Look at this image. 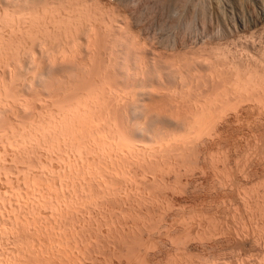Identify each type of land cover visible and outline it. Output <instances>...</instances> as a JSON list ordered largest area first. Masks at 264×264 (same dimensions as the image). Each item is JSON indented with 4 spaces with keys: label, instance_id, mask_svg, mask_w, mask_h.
I'll return each mask as SVG.
<instances>
[{
    "label": "rangeland",
    "instance_id": "1",
    "mask_svg": "<svg viewBox=\"0 0 264 264\" xmlns=\"http://www.w3.org/2000/svg\"><path fill=\"white\" fill-rule=\"evenodd\" d=\"M26 1L27 0H0V7L2 5L5 7L6 5V7L10 8L9 10V8L6 9V7H1L3 10L0 9V12L2 13H0V27L5 26V21L2 19H5L8 12H11L9 17L12 15L16 17H11L13 18V21H18L16 23L21 25L26 23V28H30L27 27L29 22L28 20L30 19L28 17L29 10L27 9L29 7H33L35 4L37 5H34L35 11L37 12L34 10L33 11L37 14L32 13V9H34V7L32 9L29 8V12H31L30 14L32 17L33 15H36L34 20L42 17L41 23L45 22L47 30L50 28V26L46 25V23L48 24L51 21L50 24H52L54 22H52V20L58 21L60 18L66 19V16L68 18V10L75 6L74 8H77V11L79 10L78 12L76 11V13H85V17H83L81 14L82 19L86 20V22L89 20L87 23H84L85 25H92L93 19H95L94 24L97 23L98 26H96L99 27L96 28V36H98V39L105 37L103 36V33H106L105 31H107V25H112V23L117 26L116 29H114V31L116 30L114 33H117L116 35L120 34V36H118L121 37L122 30H117L118 25V29H124L123 25L126 24V19H128L129 21L127 23L130 24L132 27L131 29L133 31L136 30L134 32L139 34L138 41H141L143 45L145 44L146 54L149 55V58L155 54L156 57H153L158 58V54L160 53L159 55H164L167 58L170 57L174 61L176 59V62L179 60L177 58H180L181 62L178 61L179 64L186 62V65H189L188 63L190 61V70L199 68L197 72H203L198 74H202L204 77L205 74H208L207 69L212 67L211 69L215 70L219 66V68L216 69V72L214 70L213 71L218 74H216L217 76H219L220 70H222L221 73L223 74L220 73V76H222V78H220L222 80L223 78L225 79L222 81V85L224 81L225 83L227 82L228 76L230 78L233 70L238 75V84L246 83L245 81L248 82L246 84L240 85V88L238 89L240 93L236 89L240 96L243 95L240 97L238 94V101H229L231 104H228V101L226 100L225 103L227 105L225 103V105L223 104L224 101L220 105L218 103L219 99L215 97L214 99L212 98L211 100H206L207 102L205 101L206 103L204 102L203 104H206L205 107L199 104L205 109L211 107V101L213 103L217 98V105L222 107L224 105L223 108L221 107L222 109L220 108L221 111L220 109L218 111V109H213V106L216 105V101L213 104L211 103V108L214 110H212V112L214 113H205V118L203 117L205 120L202 118L204 120V124H207L205 126L206 133L205 130L202 131L204 133V137L207 136L208 138L202 137L203 133L201 131L202 134H200V136L202 138L199 136L200 140L198 139L197 141V139H195V135L192 137H190L192 134L190 135L189 133L183 135L184 132L182 131L183 133L179 134H182L183 137L176 134L178 139L183 138L182 142L178 141L177 138L168 136L169 139L166 138L165 140L168 142L169 140H173L174 142L171 141V144L168 143L167 146L166 141L164 142L165 144H160L159 141V146H149L150 148L154 147V149L152 148L153 152L150 148L142 149L143 146L141 148L139 147V150L136 149L138 150L136 153L135 150H130L131 153L133 151L135 154H137V152L140 154H137L139 159L137 158L136 160L134 157L133 160L131 154L127 153L128 155L125 156L128 158L130 155L131 158H129L130 161L132 160L131 163L128 162L129 158L127 159L124 157L122 153L120 156H117V154L116 156L114 155L113 159L112 157L110 158L114 160V163L112 161L110 162V159L107 161H103L104 159H102L101 161L103 163L109 162L111 164L109 165V163H105L102 165L99 163L98 165L100 168L98 166L96 167V163H98L99 160H96L97 162L95 161L96 165L91 163L94 161L91 160L92 155H88L90 161L88 160V157L87 160H79L80 163L77 162L78 160L73 161L68 159V161L66 158L68 155L65 156L66 153L59 151L56 148H49L46 143L45 147V144H42V146L41 144H35L36 146L40 145L42 149H40V147H34L33 144V147H29L30 145L21 146V144L18 143L20 145L19 148V146L16 145V141L11 142L13 139L11 135L9 133H7L9 134L7 135L4 133V130L2 132V129H0L2 132H0V139H3L0 141V264H264V84H262L264 83V0L261 4L257 5L253 0H71L72 2L70 0ZM62 2L63 5L61 6L60 4ZM46 4H48L47 7L45 6ZM64 4L67 8L64 6ZM38 5L40 6L38 7ZM69 5H71V7H68ZM19 7H24V9L28 7L25 9L27 10L28 18L24 15L26 14V12H23L24 9H16ZM40 7L41 9H39ZM60 7H63L65 11L68 12H66L65 17H61L62 15L64 16L65 13L62 11L63 8L61 10ZM84 8L86 9L85 11L83 10ZM112 8L118 11L117 13H120L122 16H117L114 14V12H111ZM13 9L16 11L15 13L21 11L24 14H19V12L18 14L20 18H18V14H12L14 13L12 12ZM43 9H45V18L47 16L46 20H49L48 22H46V20L43 21L44 16L42 15L45 13ZM59 9L61 10L60 12ZM102 11H106L107 14L104 16V12ZM108 12L111 13L109 14ZM54 13L55 16L58 15L60 18L57 19L58 17H55ZM21 15H24L26 18H22ZM48 16H51L50 18L53 17V19H49ZM87 16L89 18L86 19ZM115 16L116 18H114ZM9 17L5 20L11 19ZM123 17L125 19L122 21ZM112 18L114 19L112 20ZM18 19H22V22L23 19H26L27 22L25 20L23 22L24 24H22ZM2 21L4 25L1 23ZM9 22H12V19ZM101 28L102 30H99ZM50 29H52V27ZM54 29L55 28H53L52 32H54ZM7 30L8 29L6 28L5 31L4 27L2 30L0 29V33L2 35L7 34L8 36L9 30ZM23 30L22 32H24ZM27 31L29 33L30 30H25V32ZM5 32L7 33L5 34ZM52 32L50 30L46 32L45 35L51 37H48V39L50 38L49 41H53L52 38H54L56 46H51L50 48V46L44 43L45 45L40 48L35 47V49L37 48L35 53L37 54L35 55L36 58L41 57L42 60L44 59V62L46 60L45 57L48 58V56H51L52 53L47 52V56L45 55L44 57L43 54H45V52L42 54V50L47 51L48 47L50 50L52 47H59V43L61 48L65 45V41L59 36L61 33H59L57 30L55 33ZM80 33L79 37L82 36ZM52 34L54 35L52 36ZM56 34L58 35V39ZM20 35L21 32H18L17 41L18 39H20V41L23 40V44L22 42L20 43L23 45L22 48H24L23 50L22 48L19 49L21 51H19L20 58H23L22 55L25 57L28 56L29 50L31 49L32 40L29 38V36L27 38L26 35L28 34L24 35L23 33V39L22 35L19 38ZM43 35L44 34L41 36L39 35L40 38ZM46 36H43V42L44 40L45 42L47 41V39H45L47 38ZM24 38L30 39V41H27V39L25 40ZM85 38L84 36L82 39L80 38L81 43H79V46H77L78 49H74L76 51L78 50V57L83 60L85 57L86 60L88 59V48L84 46V43L86 42L84 40ZM105 40H102L104 41V44L105 42L109 43L112 40V37H106ZM24 41H27L28 44L26 43V45ZM100 43L101 42L99 41V44H97L95 48L93 47L92 54H94V56L92 55V61H94V59L95 61L92 62L93 64L91 63L90 66H93L92 70L94 71L92 72V77L94 76V73L98 76H94L95 79L93 77L92 80L108 83L111 81L113 82V80L117 83L119 80L120 83H122V80L126 81L127 78L124 79L125 77L123 76V72L121 73L119 70L120 66H117L114 69L116 65H120L121 63L119 60L122 59L121 57L123 55L121 56V51H119L120 49H118V47L114 48L116 49V52L120 53H117L116 55L120 56L121 59L117 57L118 62H114L113 66V62L110 65L111 56L108 50L110 43L109 45L106 44L104 46L105 48L102 47L104 44ZM65 46L68 50L69 47L67 45ZM60 47L59 50H62L63 48L60 49ZM53 50H51V52L54 53L55 51ZM74 50H72V53ZM187 50L188 52H186ZM8 51V58L6 57V54H3L4 56L1 55V57L3 56L2 60L4 62L0 59V65L1 63H5V68L6 61L9 64L10 57L13 56L14 58V55H10L11 51L7 50V52ZM156 51H158V53ZM77 52L74 55L75 57H77ZM184 52L187 53V55L184 54ZM182 53L185 57L182 55ZM174 56L176 58H174ZM189 56L192 57V59H190ZM198 56L201 57L199 58ZM4 58H7L6 61ZM181 58H184L182 59L184 61L186 58L187 60L182 62ZM195 59L198 60L195 61ZM202 59H204V61ZM216 59H218V61ZM86 60L85 63L87 62ZM44 62L42 65H45ZM200 62H202L203 65H201L202 63ZM228 62H231V67ZM143 63H145V61H143ZM89 64L90 63H88V65ZM208 64H212V66ZM3 65L4 64L0 66L2 68L0 69V76H4L2 78L0 77V79L3 80L4 77H9L7 80L4 78L5 82H1V84L4 83V85L0 87V90L2 89V92L5 90L6 94L9 93L6 91V89L11 90L14 88L13 91L16 93V95L19 94L20 88L17 86L19 90L17 89L15 91L17 87H15L14 84H20L21 82L25 83L26 81L28 82L31 80L33 75H30V73L32 74L33 71L28 72L29 75H25L27 74V72H25V68L27 69V67L23 65V63L22 65L20 64L21 69L22 67L24 69V73L22 72L23 69H20L23 73L22 74L19 72L22 74L20 75L22 77L24 75L25 77L31 76V79L28 77L25 79L24 77L23 79L20 78L17 82L16 80H18V78L16 76L11 78L12 75H14V73H12V75L10 74L11 71L9 72V70H7L8 75L5 74V72L3 73ZM66 65L68 66L69 64L67 63ZM107 66L111 68L110 71L109 67L107 68ZM200 66H204L206 69ZM249 66L251 67L249 68ZM97 70L98 72L96 74ZM17 71L18 69L16 72ZM168 71H166V73ZM213 71L209 74H213ZM193 72H196V69ZM197 72L195 74H197ZM113 74L115 75L113 76ZM15 78L17 79L14 80ZM11 79L16 81V83L13 84L14 81ZM9 81L12 82L9 83ZM253 81L256 85L251 84ZM127 82L128 81L124 83ZM248 83L249 88L247 86ZM7 84L8 88H6ZM210 84L211 82H209L207 87H205L206 85L201 86L204 91H208L213 87L210 86ZM219 84L221 85V83ZM219 84L216 85L218 86ZM245 85L247 88H244ZM222 87L224 88V85ZM191 88V91L194 89L193 92H195L197 83L193 82V86H191ZM220 88L218 91L220 92V95H222L225 91L223 88ZM242 90H246L247 92L245 91L243 93ZM13 93L11 90V95ZM20 94L22 95V93ZM20 94L19 96L22 97ZM1 95L5 96L4 92ZM1 95L0 98L3 100L4 98H2ZM11 95L8 97L10 98ZM179 95L180 97H176L180 98L181 102L182 99H184V103H182L185 105V101L187 102L188 96L184 95V97L187 98L185 100V98H181V96H183L182 94ZM19 96H16V98ZM24 98V96L22 99L18 98L17 101H19V99L23 101L22 103H30L33 101L32 96L29 97L32 101L29 99L24 101ZM13 99L16 101L15 98ZM8 100L11 101L10 99ZM195 100V98L191 97V100L188 102L191 103V101H193L192 103L194 104ZM141 102L142 100H140L139 103ZM13 103L16 104V102L12 101L11 103L14 107ZM20 103L21 102L19 101V103H17L14 108H17L16 110L19 112L24 109H20L23 105ZM189 103H187L186 106H188ZM192 103L190 105H193ZM0 104L2 103L0 102ZM18 105H21L19 109ZM216 107L218 108V106ZM211 108L208 109L211 111ZM16 110L14 111L16 115H18L19 113L16 112ZM14 111L11 112L13 113ZM15 113L12 114L13 116L8 113V115H10L9 118L12 119V121L15 120V117L16 120L18 119L17 116H14ZM212 116L213 118L211 120ZM209 121H212L213 123H210ZM15 124L18 126L17 121ZM184 136H188L189 140L192 138V141L187 140V137L184 140ZM7 138H9V141ZM173 138L175 140L177 139V143H175ZM178 144L181 145L179 146ZM26 146L28 148H26ZM149 150H151V153H149ZM125 151L128 152L127 150ZM28 153H30L32 156H30ZM134 153H132L133 156L135 155ZM141 153H143V156L145 155L144 158L147 155L148 156L145 159H142L143 156ZM152 153L154 154L152 155ZM55 154H57L58 157ZM168 155L170 157H168ZM172 155L175 156V158ZM149 156H151V159ZM115 157L117 159L122 157V160L124 157V160L122 161L118 159V161H120L116 162L117 159L115 160ZM140 158L142 159L141 161ZM144 160L148 161L147 163H149V166L145 164L146 161ZM81 161H83L84 164ZM142 161H144V163ZM161 161L165 162L162 163ZM157 166L160 167L158 168ZM112 167L114 169L110 170ZM106 168L110 169L108 170ZM98 169H100V173L102 175L99 174ZM114 170L116 172H113ZM155 170L156 172H154ZM109 172H111L110 175ZM111 174H113V176H111ZM98 175L100 176L97 177ZM88 251L91 252L88 253Z\"/></svg>",
    "mask_w": 264,
    "mask_h": 264
},
{
    "label": "bare ground",
    "instance_id": "2",
    "mask_svg": "<svg viewBox=\"0 0 264 264\" xmlns=\"http://www.w3.org/2000/svg\"><path fill=\"white\" fill-rule=\"evenodd\" d=\"M15 1V0H14ZM23 1V0H22ZM31 1V0H30ZM37 1V0H36ZM49 1V0H48ZM65 1V0H63ZM68 1V0H67ZM66 1V2H67ZM71 1V0H70ZM93 1V0H92ZM216 1V0H215ZM255 2V4H261L263 0H253ZM252 1V2H253ZM28 2V0L26 1ZM32 2V1H31ZM30 2V3H31ZM41 2V1H40ZM47 2V1H46ZM60 2V1H59ZM58 2V3H59ZM72 2V1H71ZM214 2V1H213ZM16 3V2H15ZM14 3V4H15ZM34 3V2H33ZM42 3V2H41ZM76 3V2H74ZM97 3V2H96ZM211 3V2H209ZM215 3V2H214ZM6 4V3H4ZM25 4V3H24ZM27 4V3H26ZM45 4V3H44ZM57 4V3H56ZM66 4V3H65ZM64 4V6H65ZM69 4V3H68ZM67 4V5H68ZM235 4V3H234ZM2 5V4H1ZM10 5V4H9ZM35 5V4H34ZM33 5V7H34ZM54 5V4H53ZM52 5V6H53ZM61 6L63 5V2L60 4ZM59 5V6H60ZM72 5V4H71ZM71 5H69L68 7H71ZM80 5V4H79ZM82 5V4H81ZM221 5V4H220ZM223 5V4H222ZM264 5V4H263ZM20 6V5H18ZM28 6V5H26ZM32 6V5H30ZM37 6V5H35ZM40 5H38L39 7ZM42 6V5H41ZM46 7L48 6V4L45 5ZM57 6V5H56ZM74 6V5H73ZM88 6V5H87ZM1 7L5 8L4 5H2ZM0 7V9H2ZM21 7V6H20ZM16 8V9H24L23 8ZM29 7V6H28ZM26 7V8H28ZM33 7H29V8H33ZM45 7V8H46ZM54 7V6H53ZM66 7V6H65ZM75 7V6H74ZM73 7V8H74ZM79 7V6H78ZM81 7V6H80ZM99 7V6H98ZM194 7V6H193ZM206 7V6H205ZM256 7V6H255ZM262 7V6H261ZM9 7H6V9H8ZM13 8V6H12ZM25 8V9H26ZM27 9L30 11V9ZM37 8V7H36ZM49 8V7H48ZM58 8V7H56ZM61 8V7H60ZM63 8V7H62ZM61 8V10H62ZM67 8V7H66ZM69 9L68 12H69V16L67 18L66 16V19L64 18H60L58 17V15H56L58 18L57 19H62V20H58V21H55V20H52V18H50L49 16V19L52 20V24H50V22L46 25L50 26V28L52 27L51 32L53 31V28H55L59 33H61V35L59 34V36L61 38H63V40L65 41V45H67L69 47V49L67 50V47L64 45V47H60V43H59V47L60 49L62 50H59V47H52L51 50L55 51L54 53L51 52L50 48L51 46H56L55 44V40L54 38L53 41H49V39L51 38L50 36H46V32L50 31L49 29L46 30V27L45 26V22H42L41 23V19L42 17L39 19L37 18L36 20H34V17L36 15H32L30 14L31 12L28 11L29 13V16L27 14V10L24 9V13L26 12V14L22 13L21 11L15 13L16 11L13 9L12 14H24L26 17L28 16L30 19L28 20V25L27 27H30L28 28L30 31L28 33L25 32V30H28L26 28V23L24 24L23 22L26 20L23 19V22L21 20H19L20 23L24 24V25H21V24H18L16 22L18 21H13V18L15 16H10L9 17V14H11V12H8L7 14V17L6 18H11L12 19V22H9L11 19H7L5 20L4 18L2 20H4L5 22V31H6V28L9 30V35L7 36V32H5L6 35H2L0 33V59L1 61L2 58H3V54H6V57H7V53L9 54V51L7 52V50H10V55H14V58L13 56L12 59L10 57V61H9V64L7 63L6 59L8 58H4V60L6 61V68H5V63H1L0 66H2V64H4L3 66V73L5 72V74L8 73L7 70H9V72L11 71V75L12 73H14V75H10L11 78H14L15 76L18 78V80H16L17 78H15L14 80H16L17 82L19 81L20 78H24L25 75H29L28 72L30 71H33L32 74L30 73V75H33L32 79L30 78L31 76H26L25 79L28 77L30 78L31 80H29L28 82L24 81L25 83H21L20 84H14L16 83V81L13 82L14 86L17 87L19 86V88L17 87L15 89V91L18 89L19 90V94L22 93V97L24 96V101H27L26 99H29V97L32 96V102L30 103H22L23 101H21L22 97L19 96V94L16 95V93L12 90V95H11V90H7L6 88H8V84L6 86V91L9 92V93H6L5 94V90L3 91L4 92V95H1L3 92L0 90V95L2 96V98H4L3 100L0 98V102L3 104H0V129H2V132L4 130V133H9L11 135V142L12 141H16L17 142V146H19L20 148V145L21 146H24V145H30L29 147H33L32 144L34 145V147L36 146L35 144H47V146L52 147L53 149H57L59 151H62L66 155H68V157L66 156L67 160L70 159V160H73V161H77L80 163L79 160H87V157L88 155H92V159L91 160H94L93 162H91L92 164H95V161L99 160L98 163H96V167L98 166L99 167V163H101L102 165L105 164V163H109V162H105L103 163L101 160L104 159L103 161H107L108 159H110L112 157L113 159V156L117 154V156L122 153L124 155V157L127 158V156L125 155H128L127 153L131 154V156L133 157V160H134V157L137 158L139 157L138 154L139 152L136 153V151L139 150V147L141 148L142 146V149L145 148V149H149L151 146H159V141H160V144L164 143L166 141L167 143V146H168V143H170L171 141L173 140H169V142L167 140H165L166 138L169 137H174V138H177L176 137L178 134L181 135L183 137V135L186 133H189L192 137V136H196L195 139H199V136L200 134L203 133L202 130H205V125L204 124V115L205 113L207 114L208 112H212V110L214 109H219L222 107V106H219L217 105L218 103L221 105V103L223 102V104L226 102V100L228 101V104L230 103L229 101H238L239 97H238V94L240 93V91L238 90L240 88V85L242 84H246L248 81H245L246 83H241V84H238V75L236 72H232V74L230 75V78L228 76V79H227V82L225 83V81L223 82V85H224V88L222 87V81L225 80L223 78V80L221 79L222 76H220L221 74V71L220 70V73H219V76H217L218 74L215 73L216 72V69L219 68H216L214 71L209 68L207 69V72H208V78H207V75L205 74V77L202 75V74H198V73H202L203 71H200V72H197V70H199V68H194L192 69L193 71H195L196 69V72L197 74H195L196 72H193L192 70H190V61H189V65H186V60L187 58L184 60V58H181L182 62L184 61L185 63H178V61H180V58H177L179 59L177 62H176V59L175 61L172 59V58H167L166 56H162V55H159L158 54V58H155L156 54L153 55L155 57H148L149 55L146 54V47H145V44L143 45L141 43V41H138L139 39V34H137L136 30H132L131 26L129 23H127L129 20H127L126 24L123 25L124 29H118L119 28V25H118V28L117 30L121 31L122 35L121 37L120 34L116 35L117 33H114L116 32V30L114 31V29H116L117 26H115L112 22V25H107V31H105L106 33H103L102 35L105 36V37H101V39L105 40V38H110L112 37V40L109 42V43H106L104 44V41H102L101 39H98L96 36V28H99L97 27L98 24L95 23L94 24V20L93 19V22H92V25L91 24H84V23H87L86 20H83L82 19V15L83 17L84 14H79V13H76V9ZM117 8V6H116ZM120 8V7H119ZM184 8V7H183ZM38 9V8H37ZM36 9V10H37ZM41 9V7L39 8ZM51 9V8H49ZM54 9V8H53ZM80 9V8H79ZM95 9V8H93ZM98 9V8H97ZM105 9V8H104ZM109 9V8H108ZM3 10V9H2ZM10 10V8H9ZM8 10V11H9ZM35 7L34 9H32V13L33 14H37L35 12ZM44 12H45V9H43ZM59 9V12L61 11ZM84 11L86 10L85 8L83 9ZM88 10V9H87ZM194 10V9H193ZM247 10V8H246ZM255 10V9H254ZM48 11V10H47ZM55 11V10H54ZM65 14L64 16L62 15L61 17H65L66 15V12L65 9L63 8L62 10ZM79 11V10H78ZM77 11V12H78ZM107 11V10H106ZM106 11H102L104 12V16L106 13ZM223 11V10H222ZM239 11V10H238ZM243 11V10H242ZM39 12V10H38ZM41 12V11H40ZM53 12V11H52ZM67 12V13H68ZM88 12V11H87ZM111 12H114L115 15H121L120 13H117L118 11L114 10L112 8V11ZM111 12H108L109 14ZM201 12V11H200ZM1 13V12H0ZM5 13V11H4ZM43 13V12H42ZM62 13V12H61ZM175 13V12H174ZM222 13V12H221ZM2 14V13H1ZM18 14V16H19ZM45 14L46 12L44 13V20H46L45 18ZM48 14V13H47ZM58 14V13H57ZM87 14V13H86ZM108 14V15H109ZM113 14V13H112ZM113 14V15H114ZM24 15H21V17L23 18H26ZM50 15H51V12H50ZM89 15V14H87ZM95 15V14H94ZM102 15V13H101ZM171 15V14H170ZM31 16V17H30ZM40 16H41V13H40ZM54 16H55V13H54ZM55 16V17H56ZM60 16V14H59ZM80 16V17H79ZM103 16V15H102ZM122 16V15H121ZM120 16V17H121ZM3 17V16H2ZM27 17V18H28ZM54 17V18H55ZM92 17V16H91ZM90 17V19H91ZM96 17V16H95ZM111 17V15H110ZM113 17V16H112ZM16 18V17H15ZM20 18V16L18 17ZM89 18L88 16L86 17V19ZM116 18V16L114 17ZM112 18V20L114 19ZM201 18V17H200ZM0 19H1V16H0ZM33 19V20H32ZM56 19V20H57ZM82 19V20H81ZM97 19V18H96ZM99 19V18H98ZM123 19H125L124 17L122 18V21ZM196 19V18H195ZM40 20V22H39ZM111 20V21H112ZM116 20V19H115ZM8 21V22H7ZM31 21V23H30ZM49 20H46V22H48ZM98 21H102V20H98ZM109 21V19H108ZM142 21V20H141ZM197 21V20H196ZM27 22V20H26ZM91 22V21H90ZM96 22V21H95ZM114 22V21H113ZM194 22V21H193ZM3 24V21L1 22ZM104 23V22H103ZM102 23V24H103ZM109 23V24H111ZM124 23V22H123ZM189 23V22H188ZM258 23V22H257ZM1 24V25H2ZM50 24V25H49ZM100 24V23H99ZM154 24V23H153ZM4 25V24H3ZM19 25V26H18ZM97 25V26H96ZM132 25V24H131ZM24 26V28H23ZM104 26V25H103ZM178 26V25H177ZM2 28H4L3 26H1ZM0 27V29L2 30V28ZM172 27V26H171ZM186 27V26H185ZM198 27V26H197ZM203 27V26H202ZM104 28V27H103ZM189 28V27H188ZM24 29V30H23ZM54 29V32L52 33H55L56 30ZM106 29V28H105ZM104 29V30H105ZM7 30V31H8ZM14 30V31H13ZM22 30L24 32H22ZM99 30H102L99 29ZM124 31V32H123ZM143 31V30H142ZM198 31V30H197ZM3 32H4V29H3ZM2 32V33H3ZM16 32H17V35H16ZM18 32H21V35H22V39H23V36L26 35L27 38L29 36V38L32 40V43H31V49L29 50V54L28 56H23V58L21 57L20 58V50L22 48L23 45H21L20 42V39H18L17 41V38H18ZM81 32V33H80ZM192 32V31H191ZM248 32V31H247ZM24 33V35H23ZM26 33V34H25ZM79 33L80 35L82 34L81 37H79ZM20 34V33H19ZM30 34V35H29ZM44 34L43 36L47 37L45 39H47V41L43 42L42 38L44 39V37L42 36L40 38V36ZM49 34V33H47ZM179 34V33H178ZM21 35L19 36V38L21 37ZM40 35V36H39ZM54 34H52L53 36ZM98 35V34H97ZM101 35V34H100ZM187 35V33H186ZM214 35V34H213ZM58 35L56 34V37ZM84 36V40L86 41L84 43V46H86L88 48V59L86 60L84 58L81 59L80 57H78V50H74V49H78L77 46H79V43H81L80 41V38L82 39V37ZM48 37H50L48 39ZM55 37V36H54ZM100 37V36H99ZM149 37V36H148ZM167 37V36H166ZM252 37V36H251ZM27 38H24L25 40ZM60 38V40H61ZM211 38V37H210ZM223 38V37H222ZM249 38V37H248ZM30 39H27V41H30ZM58 39V37H57ZM143 39V38H142ZM166 39V38H165ZM174 39V38H173ZM187 39V38H186ZM203 39V38H202ZM62 40V41H63ZM70 40V41H69ZM27 41H24V43L28 44ZM99 41L101 42L100 44H104L102 47H104L106 44L109 45L108 47V50L110 52V65L112 64L113 62V66H114V62H118L117 60V57L120 58V56L116 55L117 53L119 52H116L114 49L115 47H118V49H120L119 51H121V63L120 65H116L114 67V69L118 66H120L119 70L121 71V73L123 72V76L125 77L124 79L127 78L126 81H128L127 83H124L126 82L125 80L121 81L122 83H120L118 81L115 82L113 80V82L111 83H108V82H97L95 80H92V78L94 76H98V75H95L94 73V76L92 77L93 73L94 72L92 70V67L90 66L92 62L95 61H92V58L94 56V54H92L93 52V47L95 48V46L97 44H99ZM106 41V40H105ZM193 41V40H192ZM54 42V43H53ZM84 42V41H83ZM103 42V43H102ZM143 42V41H142ZM153 42V40H152ZM260 42V41H259ZM48 45L50 46V48L48 47V50L47 51H41L42 54L43 52H45V54H43V56L45 57V55L47 56V52H50L52 53V57L51 56H48L45 57L46 60L45 62L42 60L41 57H37L35 55L36 51H37V48L35 49V47H42L43 45ZM58 43V41H57ZM61 43V44H62ZM145 43V41H144ZM180 43V42H179ZM20 44V45H19ZM23 44V42H22ZM24 44V45H25ZM26 44V45H27ZM147 44V43H146ZM185 44V43H184ZM217 44V43H216ZM221 44V43H220ZM30 45V44H29ZM107 45V46H108ZM191 45V44H190ZM215 45V44H214ZM21 46V47H20ZM100 46V45H99ZM107 46H106V49H107ZM195 46V45H194ZM208 46V45H207ZM213 46V45H211ZM223 46V45H222ZM240 46V45H239ZM20 47V48H19ZM66 47V48H65ZM100 47V48H102ZM120 47V48H119ZM152 47V46H151ZM186 47V46H185ZM216 47V46H215ZM225 47V46H224ZM24 48V47H23ZM22 48V50H23ZM30 48V46H29ZM82 48V47H81ZM86 48V49H87ZM105 48V47H104ZM200 48V47H199ZM209 48V46H208ZM217 48V47H216ZM42 49V48H41ZM40 49V50H41ZM45 49V48H44ZM55 49H58V50H55ZM66 49V50H65ZM151 49V48H150ZM173 49V48H172ZM181 49V48H180ZM192 49V48H191ZM201 49V48H200ZM226 49V48H225ZM224 49V50H225ZM245 49V48H244ZM25 50V49H24ZM27 50V49H26ZM39 50V51H40ZM71 52H70V51ZM72 50H74V52L76 51L77 52V57H75L74 55L76 54V52L72 53ZM98 50V49H97ZM107 50V51H108ZM186 50V49H185ZM220 50V49H219ZM227 50V49H226ZM243 50V49H242ZM260 50V49H259ZM20 51V52H19ZM179 51V50H178ZM182 51V50H181ZM184 51V50H183ZM214 51V50H213ZM217 51V50H215ZM241 51V50H240ZM23 52V51H22ZM28 52V51H27ZM108 52V53H109ZM116 52V53H115ZM158 53V51H156ZM170 52V51H168ZM188 52V50L186 51ZM191 52V51H190ZM12 53V54H11ZM24 53V52H23ZM22 53V54H23ZM40 53V52H38ZM80 53V52H79ZM148 53V52H147ZM193 53V52H191ZM209 53V52H208ZM223 53V52H222ZM242 53V52H241ZM26 54V53H25ZM41 54V53H40ZM48 54V55H49ZM120 54V53H119ZM151 54V53H150ZM180 54V53H179ZM184 54L187 55V53L184 52ZM198 54V53H197ZM234 54V53H233ZM1 55H3L1 57ZM90 55V57H89ZM93 55V56H92ZM152 55V54H151ZM150 55V56H151ZM175 55V54H174ZM178 55V54H177ZM183 55V53H182ZM189 55V53H188ZM191 55H194V54H191ZM190 55V56H191ZM222 55V54H221ZM220 55V56H221ZM42 56V55H41ZM84 56V55H83ZM82 56V58H83ZM86 56V55H85ZM180 56V55H179ZM184 56V55H183ZM189 56V57H190ZM196 56V55H195ZM247 56V55H246ZM96 57V56H95ZM173 57V56H172ZM185 57V56H184ZM188 57V56H187ZM199 57V56H198ZM201 57V56H200ZM199 57V58H200ZM217 57V56H216ZM226 57V56H225ZM41 58V59H40ZM174 58H176L174 56ZM194 58V57H193ZM204 58V57H203ZM102 59V58H101ZM105 59V58H104ZM190 59H192V57H190ZM221 59V58H220ZM85 60L90 63L88 65H86L85 63ZM174 62H173V61ZM198 60V59H195V61ZM204 61V59H202ZM209 60V59H208ZM212 60V58H211ZM218 61V59H216ZM222 60V59H221ZM0 61V62H1ZM12 61V63H11ZM42 61V62H41ZM123 61V62H122ZM143 61H145V63H143ZM193 61V60H192ZM191 61V62H192ZM193 61V62H195ZM200 61V60H199ZM206 61V60H205ZM220 61V60H219ZM239 61V60H238ZM4 62V61H3ZM45 63V65H42V63ZM181 62V61H180ZM188 62V61H187ZM210 62V61H209ZM214 62V61H213ZM11 63V64H10ZM25 65L27 67V69L25 68V72H27V74H25L23 77L21 76L24 72V69L22 67L21 69V65ZM68 63L69 65L67 66L66 64ZM198 63V62H196ZM202 63V62H200ZM223 63V61H222ZM231 63V62H230ZM228 62V64H230ZM234 63V62H233ZM264 63V62H263ZM21 64V65H20ZM93 64V63H92ZM116 64V63H115ZM179 64V65H178ZM182 64V65H181ZM192 64V63H191ZM199 64V63H198ZM197 64V65H198ZM218 64V63H217ZM247 64V63H246ZM253 64V63H252ZM259 64V63H258ZM203 65V63L201 64ZM205 65V64H204ZM210 65V64H208ZM256 65V64H255ZM188 66V67H187ZM212 66V64L210 65ZM221 66V65H220ZM109 66H107L108 68ZM192 67V66H191ZM196 67V66H195ZM199 67V66H198ZM200 67H203L204 66H200ZM230 67H231V64H230ZM229 67V68H230ZM233 67V66H232ZM246 67V66H245ZM251 66H249L250 68ZM258 67V66H257ZM99 68V67H98ZM187 68V69H186ZM193 68V67H192ZM238 68V67H237ZM263 68V67H262ZM0 69H2L0 67ZM18 69V74L16 72V70ZM22 72H21V70ZM110 67H109V71H110ZM189 69V70H188ZM202 69V68H201ZM206 69V67L204 68ZM245 69V68H244ZM259 69V68H258ZM257 69V70H258ZM20 70V71H19ZM28 70V71H27ZM108 70V69H107ZM169 70V71H168ZM203 70V69H202ZM254 70V69H253ZM114 71V70H112ZM166 71H168L166 73ZM213 71V74H209V73H212ZM219 71V70H218ZM217 71V72H218ZM226 71H227V68H226ZM252 71V70H251ZM255 71V70H254ZM21 72V73H19ZM98 70L96 71V74H97ZM101 72V71H100ZM104 72V71H103ZM231 72V71H230ZM241 72V71H240ZM1 73V72H0ZM2 73V74H3ZM115 73V72H114ZM118 73V72H117ZM116 73V75H117ZM215 73V74H214ZM236 73V74H235ZM243 73V72H242ZM21 74V75H20ZM99 74V73H98ZM120 74V73H119ZM217 74V75H216ZM228 74V73H227ZM230 74V73H229ZM241 74V73H239ZM250 74V73H249ZM258 74V73H257ZM256 74V76H257ZM8 75V74H7ZM111 75V74H109ZM115 74H113L114 76ZM244 75V74H243ZM246 75V74H245ZM4 76V75H3ZM3 76H0L1 78ZM101 76V75H99ZM211 76V77H210ZM253 76V75H252ZM263 76V75H262ZM9 77V76H8ZM8 77L6 76V80L8 79ZM108 77V75H107ZM106 77V78H107ZM110 77V76H109ZM121 77V75H120ZM221 77V78H220ZM225 77V76H224ZM250 77V76H249ZM255 77V76H254ZM3 78V80L0 79V87H2L3 84H1L2 81H4L5 79ZM99 78V77H98ZM97 78V79H98ZM102 78V77H101ZM104 78V77H103ZM118 78V77H117ZM241 78V77H239ZM10 79V78H9ZM24 79V80H25ZM95 79V77H94ZM123 79V77H122ZM221 79V80H220ZM244 79V78H243ZM251 79V78H249ZM248 79V80H249ZM104 80V79H103ZM108 80V79H107ZM116 80V79H115ZM261 80V79H260ZM264 80V79H263ZM23 81V80H22ZM95 81V82H94ZM99 81H102V80H99ZM105 81V80H104ZM221 83V85L218 83ZM257 81V80H256ZM5 82V81H4ZM8 82V81H6ZM12 82V81H11ZM9 81V83H11ZM193 82H196L197 83V88H195V92L194 89L193 91H191V86H193ZM209 82H211L210 86H213L212 89L210 88H207L209 89L208 91H204V89L202 88V86H205L207 87V85L209 84ZM252 82V80H251ZM260 82H263V81H260ZM201 83V84H200ZM250 83V82H249ZM249 83L247 84L248 88H249ZM257 83V82H256ZM12 84V86H13ZM216 84H219L218 86ZM251 84H254V81L253 83ZM250 84V85H251ZM264 84V83H262ZM6 85V83H5ZM202 85V86H201ZM239 85V87H238ZM256 85V84H254ZM10 86V85H9ZM10 86V87H12ZM200 86V87H198ZM259 86V85H258ZM263 86V85H262ZM204 87V88H205ZM209 87V86H208ZM223 88L225 92H223L224 94L220 95V92L218 91L219 88ZM238 87V88H237ZM201 88V89H200ZM220 88V89H221ZM244 88H247L246 85ZM243 88V90H244ZM253 88V87H252ZM256 88V87H254ZM258 88V87H257ZM264 88V87H263ZM203 89V90H202ZM239 93H238V91ZM242 89V88H241ZM240 89V90H241ZM242 90V91H243ZM255 90V89H254ZM256 90H259V89H256ZM221 91V90H220ZM241 91V92H242ZM246 91V90H245ZM243 91V93L245 92ZM2 92V93H1ZM18 92V91H17ZM219 92V93H218ZM237 92V93H236ZM247 92V91H246ZM254 92V91H253ZM261 92V91H260ZM259 93V92H258ZM15 94V96H14ZM179 94H182L183 96H181V98H185V100L187 99L185 96H188V100L187 102L185 101V105H183V100L182 99V102H181V99L176 97V96H179ZM9 95L10 98L8 97ZM29 95V96H28ZM253 95V94H252ZM16 96H19L18 98H21L19 99V101L23 104L22 107L21 105H18V109H23L21 110L20 112L17 111L15 108L16 104L19 103L18 98H16ZM28 96V97H27ZM240 96V94H239ZM243 96V95H242ZM240 96V97H242ZM12 97V98H11ZM190 97V99H189ZM191 97L192 98H195L196 100L194 101V104L192 103L193 101H191V103L193 105H190L191 103H189L188 101L191 100ZM215 97H217L219 99V102L217 103L218 99L216 98L214 100V102L216 101V105L213 106V109L211 108L212 107V101L210 103V106L211 107H208V108H211V111L208 109V108H202L201 106L204 104V102L206 100H211L212 98L214 99ZM246 97H247V94H246ZM245 97V98H246ZM250 97V96H249ZM16 101H14V99ZM161 98V100H160ZM165 98V99H163ZM178 98V99H177ZM264 98V97H263ZM8 99H10L11 101H9ZM13 99V100H12ZM160 101H159V100ZM163 99V100H162ZM241 99V98H240ZM248 99V98H247ZM28 100V102H29ZM140 100H142L141 103ZM260 100V99H259ZM264 100V99H263ZM13 102H16V104H14V107L13 105L11 104ZM162 101V103H161ZM167 104V105H165ZM179 101V102H178ZM240 101V100H239ZM242 101V100H241ZM251 101V100H250ZM262 101V100H261ZM11 102V103H10ZM161 104H159V103ZM207 102V101H206ZM205 102V103H206ZM243 102V101H242ZM249 102V101H248ZM254 102V101H253ZM258 102V101H257ZM179 103V104H178ZM182 103V104H181ZM189 103L188 106H186V104ZM209 103V101H208ZM250 103V102H249ZM142 104V105H141ZM163 104V105H162ZM201 106H200V105ZM226 104V103H225ZM224 104V105H225ZM231 104V103H230ZM236 104V103H235ZM245 104V103H244ZM206 105V104H205ZM205 105H203V107H205ZM223 105V107H224ZM227 105V104H226ZM234 105V104H232ZM218 106V108L216 107ZM231 106V105H230ZM240 106V105H239ZM249 106V105H248ZM262 106V105H261ZM5 107V108H4ZM216 107V108H214ZM222 107V108H223ZM226 107V106H225ZM229 107V106H228ZM255 107V106H254ZM221 108V109H222ZM227 108V107H226ZM208 109V110H206ZM220 109V111H221ZM232 109V108H231ZM18 112L19 114L16 115L15 111ZM213 110V111H214ZM11 111H14L13 113ZM14 114V116H17V120H16V117L14 118L17 122H18V126H16L15 122L12 121V119H10V115L9 114ZM216 112V111H215ZM225 112V111H224ZM214 113V112H212ZM211 113V114H212ZM218 113V112H217ZM11 114V115H12ZM216 114V113H215ZM214 114V115H215ZM219 114V113H218ZM222 114V113H221ZM225 114V113H224ZM213 115V116H214ZM223 115V114H222ZM13 116V115H12ZM11 116V117H12ZM211 116V115H210ZM213 116L211 117V120L213 118ZM220 116V115H219ZM218 116V117H219ZM204 117V118H203ZM215 117V116H214ZM204 120H203V119ZM217 118V117H216ZM208 119V118H207ZM203 122H202V121ZM210 120V119H209ZM214 120V119H213ZM207 121V120H206ZM210 123H213L212 121H209ZM208 123V121H207ZM215 123V122H214ZM209 124V123H208ZM204 126V128H203ZM211 127V126H209ZM202 128V129H201ZM212 128V127H211ZM210 128V129H211ZM207 129V128H206ZM209 130V128H208ZM184 133H183V132ZM202 131V133H201ZM1 132V130H0ZM1 132V133H2ZM3 133V134H4ZM179 133H183L182 134H179ZM205 133H206V130H205ZM2 134V135H3ZM7 134V135H9ZM188 134V135H189ZM5 135V134H4ZM207 135V134H206ZM209 135V134H208ZM1 136V134H0ZM6 136V135H5ZM210 136V135H209ZM187 137V140H189L188 136ZM184 136V140L186 138ZM201 137V136H200ZM202 137H204V133L202 135ZM201 137V138H202ZM207 137V136H205ZM204 137V138H205ZM173 138V139H174ZM194 138V137H193ZM208 138V137H207ZM212 138V137H211ZM8 141H9V138H7ZM164 139V140H163ZM169 139V138H168ZM177 139L175 140V143H177ZM191 140L189 141H192V138H190ZM3 140V139H0V141ZM183 138H180L178 139V141H181L182 142ZM186 140V141H187ZM200 140V139H199ZM185 141V143H186ZM188 141V142H189ZM214 141V140H213ZM158 142V143H157ZM174 142V141H173ZM172 142V143H173ZM3 143V142H2ZM5 143V141H4ZM15 143V142H14ZM13 143V144H14ZM19 143V144H18ZM180 143V142H179ZM23 144V145H22ZM46 144L44 145V147L46 146ZM49 144V145H48ZM157 144V145H155ZM165 144V143H164ZM171 144V143H170ZM189 144V143H188ZM197 144V143H196ZM195 144V146H196ZM148 145V146H147ZM179 146L181 144H178ZM183 145V144H182ZM205 145V144H204ZM150 146V147H149ZM165 146V147H167ZM194 146V145H192ZM191 146V147H192ZM39 146H36V148H39ZM43 147V148H44ZM154 147H152L154 149ZM182 147V146H181ZM190 147V148H191ZM26 148H28L26 146ZM150 148V149H152ZM169 148V147H167ZM176 148V147H175ZM199 148V146H198ZM31 149V148H30ZM35 149V148H34ZM40 149H42L40 147ZM46 149V148H45ZM138 149V150H136ZM153 149H152V152H153ZM157 149V148H156ZM184 149V148H182ZM27 150V149H26ZM33 150V149H32ZM38 150V149H37ZM49 150V149H48ZM51 150V149H50ZM125 150H127L128 152H126ZM130 150H135V153L132 151V153H134L135 155L133 156L131 151ZM169 150V149H168ZM178 150V149H177ZM181 150V149H180ZM186 150V149H185ZM47 151V150H46ZM52 151V150H51ZM124 151H125V154H124ZM130 151V152H129ZM141 151V149H140ZM151 150H149V153ZM171 151V150H170ZM179 151V150H178ZM187 151V150H186ZM185 151V153H186ZM197 151V150H196ZM35 152V150H34ZM33 152V153H34ZM57 152V151H56ZM142 152V151H141ZM147 152V150H146ZM163 152V151H162ZM161 152V153H162ZM183 152V151H182ZM32 153V151H31ZM145 153V152H144ZM149 153H146V154H149ZM170 153V152H169ZM180 153V152H179ZM30 155V153H28ZM142 156H143V153H141ZM154 153H152L153 155ZM201 154V153H200ZM28 155V156H29ZM48 155V154H47ZM52 155V154H51ZM57 156V154H55ZM62 155V154H61ZM64 155V154H63ZM151 155V154H150ZM171 155V154H170ZM180 155V154H179ZM188 155V154H187ZM32 156V155H30ZM59 156H60V153H59ZM138 156V157H137ZM140 156V157H142ZM145 156V155H144ZM144 156L142 157V159L144 158ZM148 156V155H147ZM146 156V157H147ZM159 156V155H158ZM163 156V155H162ZM173 156V155H172ZM182 156V155H181ZM199 156V155H198ZM58 157V156H57ZM124 157H123V160H124ZM130 157V155L128 156V158ZM145 157V158H146ZM151 156H149L150 158ZM154 157V156H153ZM168 157H170L168 155ZM175 158V156H173ZM172 157V158H173ZM177 157V155H176ZM180 157V156H179ZM185 157V156H184ZM213 157V156H212ZM63 158V157H61ZM122 158V157H121ZM120 157L118 159L122 160ZM125 158V159H126ZM127 158V159H128ZM131 158V157H130ZM130 158H129V161L128 162H132V160L130 161ZM144 158V159H145ZM157 158V157H155ZM173 158V159H174ZM197 158V157H196ZM217 158V157H216ZM65 159V157H64ZM63 159V160H64ZM110 159L109 161L113 162L114 163V160ZM117 158L115 157V160ZM118 159L116 160V162L118 161ZM139 159V158H138ZM140 158V161L142 160ZM151 159V158H150ZM161 159V158H160ZM163 159V158H162ZM179 159V158H178ZM182 159V158H181ZM88 160L90 161V158L88 157ZM119 160V161H120ZM122 160V161H123ZM153 160V159H152ZM151 160V162H152ZM176 160V159H175ZM192 160V158H191ZM69 161V160H68ZM88 161V162H89ZM96 161V162H97ZM118 161V162H119ZM139 161V160H138ZM146 161L145 164H149L147 163L148 161L147 160H144ZM144 161H142L144 163ZM172 161V160H171ZM181 161V160H180ZM193 161V160H192ZM191 161V162H192ZM197 161V160H196ZM218 161V160H217ZM83 162V161H81ZM127 162V163H128ZM150 162V161H149ZM150 162V163H151ZM156 162V161H154ZM162 162V161H161ZM160 162V163H161ZM165 162V161H164ZM162 162V163H164ZM168 162V161H167ZM183 162V161H182ZM188 162V161H187ZM186 162V163H187ZM201 162V161H200ZM69 163V162H68ZM122 163V162H121ZM159 163V162H158ZM178 163V162H177ZM194 163V162H193ZM64 164V163H63ZM84 164V162H83ZM100 164V165H101ZM106 164V165H107ZM111 163H109L110 165ZM140 164V163H139ZM154 164V163H153ZM71 165V164H70ZM88 165V164H87ZM94 165V166H95ZM101 165V166H102ZM117 165V164H116ZM155 165V164H154ZM178 165V164H177ZM175 165V166H177ZM180 165V164H179ZM191 165V164H190ZM65 166V165H64ZM90 166V165H89ZM93 166V167H94ZM115 166V165H113ZM127 166V165H125ZM132 166V165H131ZM143 166V165H142ZM149 166V165H148ZM161 166V165H160ZM160 166H157L158 168ZM166 166V165H165ZM164 166V167H165ZM174 166V165H172ZM181 166V165H180ZM188 166V165H186ZM72 167V166H71ZM88 167V166H87ZM105 167V165H104ZM109 167V166H108ZM167 167V166H166ZM178 167V166H177ZM81 168V167H80ZM100 168V167H99ZM102 168V167H101ZM111 168V166H110ZM109 168V169H110ZM150 168V167H149ZM169 168V167H168ZM176 168V167H175ZM183 168V167H182ZM188 168V167H187ZM215 168V167H214ZM74 169V167H73ZM94 169V168H93ZM97 169V168H96ZM105 169V168H104ZM103 169V170H104ZM108 169V168H106ZM108 169V170H109ZM114 168L112 167V169L110 170H113ZM132 169V168H131ZM141 169V168H140ZM151 169V168H150ZM170 169V168H169ZM181 169V168H180ZM185 169V168H184ZM107 170V172H108ZM125 170V169H124ZM144 170V169H143ZM154 170V169H153ZM159 170V169H158ZM192 170V169H190ZM195 170V169H194ZM212 170V169H211ZM99 171V174L102 175L100 173V169H98ZM122 171V170H121ZM146 171V170H145ZM144 171V172H145ZM176 171V170H175ZM179 171V170H178ZM177 171V172H178ZM93 172L95 173V171L93 170ZM92 172V173H93ZM104 172V171H103ZM106 172V171H105ZM112 172V171H111ZM109 172V175L110 173ZM113 172H116L115 170ZM151 172V171H150ZM156 172V170L154 171ZM159 172V171H158ZM98 173V172H97ZM96 173V174H97ZM118 173V172H117ZM116 173V174H117ZM189 173V172H188ZM71 174V173H70ZM104 174V173H103ZM147 174V173H146ZM153 174V173H152ZM186 174V173H185ZM100 175H98L97 177H99ZM105 175V174H104ZM107 175V174H106ZM118 175H121V174H118ZM125 175V174H124ZM123 175V176H124ZM142 175V174H141ZM144 175V173H143ZM170 175V174H169ZM179 175V174H178ZM190 175V174H189ZM67 176V175H66ZM70 176V175H69ZM111 176H113V174H111ZM115 176V175H114ZM126 176V175H125ZM154 176V175H152ZM165 176V175H164ZM94 177V176H93ZM117 177V175H116ZM120 177V176H119ZM144 177V176H143ZM104 178V177H103ZM131 178V177H130ZM156 178V177H155ZM73 202V201H72ZM64 203V202H63ZM70 209V208H69ZM72 210V209H71ZM75 210V209H74ZM77 211V210H76ZM65 213V212H64ZM79 213V212H78ZM82 213V212H81ZM73 215V213H72ZM71 215V216H72ZM75 215H76V212H75ZM75 218V217H74ZM72 219V218H71ZM66 220V219H65ZM68 221V220H67ZM76 221V220H75ZM69 222V221H68ZM72 222V221H71ZM69 225V224H68ZM77 243V242H76ZM124 248V247H123ZM91 252V251H90ZM88 251V253H90ZM90 256V255H89ZM90 258V257H89Z\"/></svg>",
    "mask_w": 264,
    "mask_h": 264
}]
</instances>
